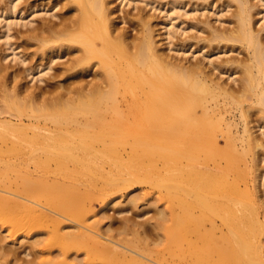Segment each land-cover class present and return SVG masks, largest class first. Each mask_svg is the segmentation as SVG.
<instances>
[{
  "label": "bare ground",
  "instance_id": "bare-ground-1",
  "mask_svg": "<svg viewBox=\"0 0 264 264\" xmlns=\"http://www.w3.org/2000/svg\"><path fill=\"white\" fill-rule=\"evenodd\" d=\"M2 1L0 165H22L26 176L0 174V222L47 233L23 258L0 237V264H264V34L255 19L264 20V0H229L233 27L206 22L213 31L203 30L201 51L227 42L245 54L219 61L206 50L207 62L173 58L149 14L135 17L139 33L121 29L114 0H53L35 25L24 14H40V0ZM15 25L32 43L11 42ZM12 54L22 70L4 62ZM53 164L96 170L61 177ZM138 182L165 208L146 223L105 227L110 197ZM96 201L100 211L88 207Z\"/></svg>",
  "mask_w": 264,
  "mask_h": 264
},
{
  "label": "rangeland",
  "instance_id": "rangeland-1",
  "mask_svg": "<svg viewBox=\"0 0 264 264\" xmlns=\"http://www.w3.org/2000/svg\"><path fill=\"white\" fill-rule=\"evenodd\" d=\"M49 1H50V3H49ZM58 1H60V0H58ZM129 1L128 0H126V1L124 0V2H123V0H116V1L114 0L113 6L116 7L118 11L120 9L119 14L117 13L119 15V17H118L119 18L118 19V25L120 26V28L121 29H126L127 28L126 30L133 31L132 34L135 35L136 33H139V31L141 30L140 29L141 26L137 25V24H139V22H138L137 19L135 20V17L136 18L139 17L138 16V15H140L139 13H141V15L149 14L150 18H152V23H154V26L156 28L157 35H158L159 39H162V41H160V42H161V44L163 43L164 44L163 46L164 47L166 46V48L170 51L169 52L167 50L169 52V54L171 53V51L173 53H176V52L179 53L180 52L179 54L176 53V55L173 54V53H172L173 55L170 54L175 59H176L177 56H179V57H177V60H183L184 57L186 59L184 62H189L190 60L193 61L192 59H194L195 61L203 60L205 58L204 54L207 53L206 50L208 51V53L210 52L209 54L208 53L206 54L207 56H209L211 59L213 58V59L219 60V61H222V59H227V58L229 59V58L235 57L237 55H238L239 58H241L242 56L245 55L244 52H242L241 54L238 52L239 51V46L238 45L236 46V47H238V50H236V51L239 54L236 51H234V52L233 51H227L228 50V46L231 45V43L229 44L227 42H223V44L225 43L224 46L227 45L225 47L223 46V44L220 45V46H223L222 49H218V48L212 49L214 52L210 49V47L208 45L206 47H209V50H208V48H204V51H201L203 49H200V46H202L205 43H208V41H206V39L208 38L206 36L207 32H208L206 26L208 27V30H209L208 36L210 37V33H211L210 30L216 29L215 27L221 26V28L222 27L225 28V25L227 24L226 26L228 27V25H229L228 28H230L232 23H233V25L235 24L234 22H231V21H235V19H234L235 18L234 17V12H235L234 5H236L235 2H234L235 3L234 4L233 2H230L228 0L230 2V4L232 3L234 5L232 6V4H231L229 6L231 8H227L228 7L227 4H229V2L227 0H209V1L206 0V3L205 2L203 3V0H178V3L176 2L177 0L176 1L175 0H150L151 2L149 0H147V1H144V0H133L132 2L131 1L129 2ZM148 1H149V3H148ZM180 1H181V3H179ZM253 1L257 2L256 0H253ZM63 2L61 1V3H63ZM127 2H128V4H127ZM36 3L40 4L41 9H40V7L39 8L36 7V9H35V10H38V11L40 10L39 11L40 14L37 15L38 12L32 14L31 11H33V10H30V13L24 14L26 16L28 14L27 21H29L32 17L36 19V21L34 22V25L38 24V22L42 20L41 19L42 17L45 16L44 18L46 19L48 14L47 15L44 14V11L47 10L45 7L47 6V8H48L50 5H52L53 0H40V1H37ZM48 3H49V5H48ZM61 3H60V5H61ZM121 3H123V4H121ZM211 3H213V4H211ZM3 4H4V1L0 0V12H2L1 9H2V5ZM223 5H226L227 7L223 6ZM135 6H138V7L136 8ZM176 6H177V9H176ZM19 7L23 8V9H26L24 4L20 5ZM61 7H62V5L60 6V9L58 7H55L56 9L55 8L54 9H55L56 12H59L61 14H63L64 12H66L68 10L66 8H64V9L62 8L61 9ZM235 8H236V6H235ZM121 9H123L122 12H121ZM62 10H63V12H62ZM256 10H259V8H257ZM256 10L254 11L255 13L257 12ZM140 11H142V12H140ZM232 11H233V13H232ZM41 12H43L44 15ZM121 13L124 14L125 16L122 15ZM231 14L233 16H231ZM120 16L124 17L123 19H126V20L124 21L122 19V17H120ZM255 16H256L255 19L258 20V22L256 24V28H257V26L259 27L258 30L259 29L261 30V28H262V34H264V30H263L264 29V27H263L264 26V20L263 19L259 20L261 18V16L259 14H256ZM53 19H55V18H53ZM227 20H229V22ZM200 21L202 23L198 24ZM206 22L207 23L209 22L208 24H210V25H216V26H213V27H211L210 25L208 26V25H206ZM193 23L194 24L196 23L197 25L196 24L193 25ZM202 25L203 26L205 25V26L203 27ZM233 25H232V27H233ZM139 26H140V28H139ZM191 27H193V28H191ZM209 27H211L212 29L211 28L209 29ZM138 28H139V30H138ZM3 29H4L3 24L0 23V32ZM21 29L22 30H27V27H22L20 25H15L14 26V29H12V33L14 32L15 34L13 33L14 35L12 36L13 38H11V40H12L11 42L15 43V45H17V44L23 45L24 43L25 44L32 43L29 40H25L24 41V38L22 36H23V34L27 35V33H22ZM204 29L207 32H204L203 31ZM218 29H219V27H218ZM222 29H220V30H222ZM169 30H171V31L173 30V32L175 33V34H173L171 39L169 38V33H168ZM23 32H25V31H23ZM27 32L29 33L28 30H27ZM198 35H200V36L202 35V36L200 37ZM167 39L170 41V43L173 46L171 44H167V43H169V42H167L168 41ZM198 39L201 41L200 44H199L200 41ZM185 41H187L189 44H192L193 42L195 44V42H196V44L195 45L192 44V46L191 45L189 46L187 43L185 44ZM3 42H4V39H1L0 40V46L3 45L2 48L4 49L5 45L3 44ZM22 42H23V44H22ZM165 42H167V43H165ZM197 43H198V45H197ZM215 43L216 42H214L213 44H215ZM168 45H170V46H168ZM185 45L187 47H184ZM169 47H171L172 49L170 50ZM23 48L24 47L21 46L20 50H23ZM223 49H225V51ZM192 54H195L196 56H194ZM239 55H241V56H239ZM12 56H13V54L10 55L8 60H6V61L4 60V62L9 65L8 62H10V60L12 59L11 58ZM180 57L183 58V59H181ZM189 57L192 58V59H190ZM193 57H195V58H193ZM201 57H202V59H200ZM29 58H28V61H30ZM37 59L38 58L36 56L35 59H34V62H36ZM65 59H67V57ZM65 59L62 58L61 59L62 62L66 61ZM205 59H204V61L207 62L208 59H206L207 61ZM13 60H15V59H13ZM13 60H11L12 62H10V64H12L11 67L13 66V68H15V69L17 68L18 70L19 69L22 70L23 69V64H22V67H21L17 63L18 62L17 60H15V61H13ZM45 60L46 59L44 58V61ZM59 60L55 61V62H57V63L59 62L60 63L61 60L60 61ZM15 63H16V66L13 65ZM0 65H1V63H0ZM25 65H27V64H25ZM55 65L56 64H54V66ZM237 74H240V72H238ZM37 75H39V74H36L35 76H37ZM91 76L92 75H90L88 78H90ZM227 76L228 75L226 74L225 77H227ZM35 82L36 81H34V82L30 81L31 84H33V83L35 84ZM253 111L255 112L256 110L254 109ZM53 167H57V169L56 168L55 169L59 173L58 176H61V177H63V172L65 170L66 171L67 170H72L73 172L76 173V175L87 174L86 172H88V170H92V171L96 170V165H90L89 168H86V167L81 166V165L76 166V165H73V164H53V166L51 168H53ZM25 169L26 168H24V166L17 165V164L4 165V166L0 165V174H2L6 178L22 180L26 176ZM138 183L133 185V187H131L130 189L124 190L121 193H117L116 195H113L114 197H110L109 201L112 199L111 201L113 203L111 202L109 205L106 206L107 210H105V212L107 214L109 212V215H111V216L113 215L114 218L113 217L111 218V220H110L111 223H109V219L110 218L108 220H104L105 222L102 221L103 223H105V225L103 224L105 227L107 225H113L112 228L113 229L117 228V230H118L121 227L122 222H123V220H121V219L124 218V217L130 218V219H132V221H137V222H140V223H146V222H148V221H150L152 219H155V217L159 216L160 211L162 209H164L166 205H165V203L162 200L159 199L160 195L157 194L158 190L152 188L151 186H150L151 188H149L148 186L150 184L147 183V182H145V183H147L146 185H145L144 182H143L144 185L141 184V183H139V184H141V185H139ZM261 188L264 189V183L261 186ZM150 189L153 192H151ZM147 190H150V191H147ZM154 192H156V193H154ZM121 194H122V196H121ZM139 195H140V197H139ZM133 196H136V197L139 198L137 200V204L136 203L134 204V203H132L130 201L131 198H133ZM115 198L117 199L118 202L119 201H121V202L117 203ZM114 199H115V202H114ZM88 207L90 209H95L96 211H100L103 208V205H101L100 201H96L94 205H89ZM99 216L100 215H96L94 213L93 214L91 213V215L89 216V218H90L89 221L90 222H94V221H96V220H98L100 218ZM3 221H4V227H2V223L0 222V227H2V229L0 228V234H1L0 237L3 239L4 238L3 236H6L5 237L6 239L4 238L5 239L4 242L1 239L2 240L1 243L3 242L2 244H4L6 242L7 245H5V247H7V248H9V246L11 248H14V246H15L14 243H17L18 245L16 244L15 247H19V248H16V249L14 248V249L16 251H18L17 253H18V255H21V258L24 257L25 248L27 250H30V247H31L30 243H32L34 240H36L38 238H42V236L45 237V234L47 233V231H46L47 229L45 227H31L29 224L25 225V224H21V223L15 224V223L12 222L13 220H10V219H8L6 217L3 219ZM10 231H14V236H9V237L7 236V235H10L9 234ZM56 249H57V247H55L53 250L56 252L57 251ZM10 250H12V249H10ZM82 254L84 255V253H82ZM82 254H81V256L84 257L85 255L83 256ZM29 258H31V256ZM97 261L98 260H94L92 262L94 264H101L100 261H98V262ZM93 263H91V264H93ZM102 264H105V263H102Z\"/></svg>",
  "mask_w": 264,
  "mask_h": 264
}]
</instances>
